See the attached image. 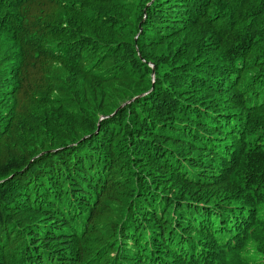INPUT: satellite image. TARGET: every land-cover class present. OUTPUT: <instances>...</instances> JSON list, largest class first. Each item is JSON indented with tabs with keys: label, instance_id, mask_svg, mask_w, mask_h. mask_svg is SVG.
I'll return each instance as SVG.
<instances>
[{
	"label": "trees",
	"instance_id": "trees-1",
	"mask_svg": "<svg viewBox=\"0 0 264 264\" xmlns=\"http://www.w3.org/2000/svg\"><path fill=\"white\" fill-rule=\"evenodd\" d=\"M0 264H264V0H0Z\"/></svg>",
	"mask_w": 264,
	"mask_h": 264
},
{
	"label": "rangeland",
	"instance_id": "rangeland-1",
	"mask_svg": "<svg viewBox=\"0 0 264 264\" xmlns=\"http://www.w3.org/2000/svg\"><path fill=\"white\" fill-rule=\"evenodd\" d=\"M151 67H153V66H151ZM154 78V77H153ZM127 103H130V102H125V103H123L122 105H121V107L120 108H122L124 105H126ZM35 139V137L34 136H32L30 139H29V141L30 142H32L33 140Z\"/></svg>",
	"mask_w": 264,
	"mask_h": 264
},
{
	"label": "water",
	"instance_id": "water-1",
	"mask_svg": "<svg viewBox=\"0 0 264 264\" xmlns=\"http://www.w3.org/2000/svg\"><path fill=\"white\" fill-rule=\"evenodd\" d=\"M153 72H154V68H153Z\"/></svg>",
	"mask_w": 264,
	"mask_h": 264
}]
</instances>
